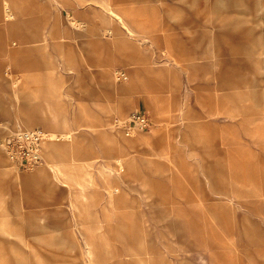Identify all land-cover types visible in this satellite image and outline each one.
<instances>
[{"label": "rangeland", "instance_id": "1", "mask_svg": "<svg viewBox=\"0 0 264 264\" xmlns=\"http://www.w3.org/2000/svg\"><path fill=\"white\" fill-rule=\"evenodd\" d=\"M109 1L135 35L97 0H0V264H264V0ZM46 71L64 128L23 81ZM30 128L24 168L1 143Z\"/></svg>", "mask_w": 264, "mask_h": 264}, {"label": "built area", "instance_id": "2", "mask_svg": "<svg viewBox=\"0 0 264 264\" xmlns=\"http://www.w3.org/2000/svg\"><path fill=\"white\" fill-rule=\"evenodd\" d=\"M119 76H123V74L119 73ZM148 121L147 114L136 109L131 111L120 127L128 134L134 126L147 127ZM47 138L48 134L42 129H19L2 140V147L11 162L27 168L41 161V142Z\"/></svg>", "mask_w": 264, "mask_h": 264}, {"label": "bare ground", "instance_id": "3", "mask_svg": "<svg viewBox=\"0 0 264 264\" xmlns=\"http://www.w3.org/2000/svg\"><path fill=\"white\" fill-rule=\"evenodd\" d=\"M97 2H99L100 3V5L104 8V7H106L107 9H108V11H109V13L111 14V15H114V16H116V18L118 19V20H120V21H122V17H121V15H120V13L118 12V11H115V10H113V8H111L110 7V1L109 0H97ZM16 6L18 7L19 5L18 4H16ZM19 8V7H18ZM101 9V8H100ZM104 12V11H103ZM12 16V15H11ZM2 17H3V15H2ZM49 17V16H48ZM0 20H3V19H0ZM5 23V22H4ZM122 23H123V25L125 26V29L128 31V32H130L131 33V35H135L136 33L134 32V29L133 28H131L130 26H128V25H125V23L122 21ZM6 26V25H5ZM13 32V31H12ZM43 34H42V38H41V40L40 41H42V40H46V33L45 32H42ZM34 35H32V37H34L33 39L32 38H30V40L34 43V44H37L38 43V38L36 39V37H35V33H33ZM38 34H39V32H38ZM38 34L36 35V36H38ZM31 35V34H30ZM126 36V35H125ZM131 38H136V37H131ZM23 40H24V38H23ZM109 41H110V39H109ZM26 42V41H25ZM22 43V42H21ZM30 44V43H29ZM63 45H65V43L63 44ZM22 47V46H21ZM43 47V46H42ZM38 50V49H37ZM39 51V50H38ZM47 51V50H46ZM40 53H44V50H42V51H39ZM49 56V55H48ZM45 67H47V66H45ZM105 70V69H104ZM104 78V77H103ZM50 97H49V99L50 100H48L47 102H46V108H47V110L48 111H50V112H52L53 114H54V124L55 125H57V126H61V127H66V126H68V123H69V121H68V119H67V117L63 114V112L60 110V109H58L57 108V104H56V102H57V100L55 99V97H54V94H52V93H50ZM243 96V95H242ZM45 98V97H44ZM244 98V97H243ZM59 100V99H58ZM58 103V102H57ZM28 112V111H27ZM27 114V113H26ZM29 114V113H28ZM30 114H32L31 112H30ZM35 114V113H34ZM33 115V114H32ZM32 115L31 116H26L27 118H29V117H32ZM25 116V115H24ZM39 116V115H38ZM53 117V116H52ZM40 118V117H39ZM46 122H48V121H46ZM50 122V121H49ZM52 122V121H51ZM53 130V129H52ZM55 131V130H54ZM68 132H70V131H68ZM50 134V133H49ZM53 135H54V133H52ZM52 136V135H51ZM50 136V137H51ZM66 137V136H65ZM69 137H70V135H69ZM52 138H53V136H52ZM126 139V138H125ZM49 140V139H48ZM48 140H46V141H48ZM127 140V139H126ZM128 140H130V139H128ZM128 140H127V142H128ZM52 142V141H51ZM130 142V141H129ZM43 143H44V141H43ZM2 144V143H1ZM79 144H80V142L78 143V141L75 139V138H71V140H70V142L68 143V144H66V145H64V146H62V147H60V149L59 148H57L56 147V149H55V151H56V153L58 154V153H60L61 151H59V150H61V149H68V148H73L74 149V153H75V151L77 150V151H79ZM54 147V146H53ZM81 148V147H80ZM41 151H43V148H42V142H41ZM68 151H69V149H68ZM63 152V151H62ZM63 154V153H62ZM65 154V153H64ZM64 154H63V156H64ZM6 155V154H5ZM69 155H70V152H69ZM70 157V156H69ZM65 158V157H64ZM63 158V159H64ZM66 159H67V157H66ZM63 161V160H62ZM71 161V160H70ZM80 161V160H79ZM4 162V160H3V158H2V156L0 155V163H3ZM66 162V161H65ZM73 162V161H72ZM84 162V161H83ZM14 163V162H13ZM61 163V162H60ZM63 163V162H62ZM79 163V162H78ZM67 164V163H66ZM79 166L80 167H84V164H79ZM67 167H70V166H68L67 165ZM68 169V168H67ZM57 170V169H56ZM66 170V169H65ZM64 170V171H65ZM58 171V170H57ZM60 173V172H59ZM62 174H63V171H62ZM89 177H90V174H89Z\"/></svg>", "mask_w": 264, "mask_h": 264}, {"label": "crops", "instance_id": "4", "mask_svg": "<svg viewBox=\"0 0 264 264\" xmlns=\"http://www.w3.org/2000/svg\"><path fill=\"white\" fill-rule=\"evenodd\" d=\"M4 11V10H3ZM7 12V14H9L10 13V11L7 9V10H5L3 13H6ZM120 13L122 14V12L120 11ZM123 15V14H122ZM124 16V15H123ZM129 16V15H128ZM11 17H8V19H10ZM19 18H22V17H19ZM129 18V17H128ZM76 20H77V18H76ZM78 21V20H77ZM125 23V25H130V24H136L137 25V21L136 22H132V21H129V22H124ZM129 36V35H128ZM130 38V37H129ZM105 40V39H104ZM131 40V41H130ZM129 41L130 42H132V40H135V42L137 41L136 39H134V38H132V39H130ZM126 42H127V38H126ZM37 51V50H36ZM38 52V51H37ZM27 53V52H26ZM45 68H48V67H45ZM48 76H47V71L46 72H44V77H41V78H37V77H35V76H32V77H29V75L28 76H26V78H23V81H24V83H26V82H30V80L31 81H34V82H37V81H39V80H42V81H44L45 82V84H46V91H45V93H52V94H54V97H55V99L57 100V102H56V104H57V108L58 109H60L61 111H62V109L60 108V107H62V106H60V101L58 100V99H60L61 98V96H60V93H58V83L56 84H53L52 82H47L48 81V78H47ZM33 89V88H32ZM60 106V107H59ZM122 110H124V109H122L121 107H120V112L119 113H121V111ZM63 112V111H62ZM64 113V112H63ZM65 114V113H64ZM69 121V120H68ZM36 122V124L37 123H41V120H36L35 121ZM77 167H80L79 165H77L76 167H74L73 169H71V170H68V171H65L62 175H61V177L62 178H64L65 180H71V178L73 177V172H74V169H76ZM35 170V169H34ZM40 173V174H39ZM51 175L49 174V172L47 171V170H45V169H40V170H38V174L37 175H35V176H33L32 178L33 179H37V178H40V177H47V178H49Z\"/></svg>", "mask_w": 264, "mask_h": 264}]
</instances>
